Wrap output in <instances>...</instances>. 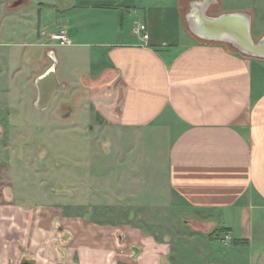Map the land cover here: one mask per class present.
I'll return each instance as SVG.
<instances>
[{
    "label": "crops",
    "instance_id": "obj_1",
    "mask_svg": "<svg viewBox=\"0 0 264 264\" xmlns=\"http://www.w3.org/2000/svg\"><path fill=\"white\" fill-rule=\"evenodd\" d=\"M78 1L65 2L54 30L35 33L50 64L33 83L53 55L63 84L95 88V115L115 131L111 155L120 165L126 154V187L157 189L147 204L164 216L120 227L64 215L60 228L47 207L18 203L1 170L0 264H264V59L190 33L182 0L141 2L122 15L131 29L105 9L110 0ZM59 29L69 42L57 45L58 76L48 41Z\"/></svg>",
    "mask_w": 264,
    "mask_h": 264
},
{
    "label": "rangeland",
    "instance_id": "obj_2",
    "mask_svg": "<svg viewBox=\"0 0 264 264\" xmlns=\"http://www.w3.org/2000/svg\"><path fill=\"white\" fill-rule=\"evenodd\" d=\"M14 1L19 5L13 7ZM66 1L0 0V14L4 5L7 21L1 27L3 33L0 32V171H5L6 182L18 203L43 211L50 209L59 220L57 227H63L64 215L82 216L100 225L141 226L144 222L151 227L158 220H147L144 215L164 216L163 209L159 210L161 206L147 204L149 198L159 201V192L151 188L146 190L147 196L142 188L126 187V154L120 153V165L111 155L115 131L112 125L100 123L95 115L90 100L95 88L85 80L65 82L63 91L54 95L47 108L34 105L37 90L33 77L50 64L40 54L44 41L36 40L35 33L40 35L43 29L56 28V14L65 8ZM82 2L86 1L76 4ZM110 2L112 6L105 9L117 13L119 26L131 29L122 15L133 7L175 0ZM216 7L225 12L248 11L254 40L263 34L260 32H264V0H220ZM184 29L183 33H187ZM50 42L60 60L59 76L63 48ZM16 67L19 69L13 72Z\"/></svg>",
    "mask_w": 264,
    "mask_h": 264
},
{
    "label": "water",
    "instance_id": "obj_3",
    "mask_svg": "<svg viewBox=\"0 0 264 264\" xmlns=\"http://www.w3.org/2000/svg\"><path fill=\"white\" fill-rule=\"evenodd\" d=\"M184 24L187 30L203 41L224 42L242 55L264 59V33L254 40L251 33L252 16L248 11H217L220 0H196L189 5L184 2ZM52 64L35 80L38 93L34 100L37 108H47L57 92H62L65 84L55 73L56 58L51 55ZM22 264H31L24 261Z\"/></svg>",
    "mask_w": 264,
    "mask_h": 264
},
{
    "label": "built area",
    "instance_id": "obj_4",
    "mask_svg": "<svg viewBox=\"0 0 264 264\" xmlns=\"http://www.w3.org/2000/svg\"><path fill=\"white\" fill-rule=\"evenodd\" d=\"M144 29H145V27L143 25H141L139 28L134 29V31L135 32H141ZM142 37L145 38L146 35L142 34ZM50 40L52 42H55L58 45H62V44H65V43L69 42V39H68L67 34H66L64 29H59V30L51 33L50 34ZM230 239H231V237H230V235L228 233L223 234V236L221 237V240L224 243L229 242Z\"/></svg>",
    "mask_w": 264,
    "mask_h": 264
},
{
    "label": "trees",
    "instance_id": "obj_5",
    "mask_svg": "<svg viewBox=\"0 0 264 264\" xmlns=\"http://www.w3.org/2000/svg\"><path fill=\"white\" fill-rule=\"evenodd\" d=\"M188 1H189V0H182V2H181V3H184V2H186V3H187ZM212 234H213V233H212Z\"/></svg>",
    "mask_w": 264,
    "mask_h": 264
}]
</instances>
